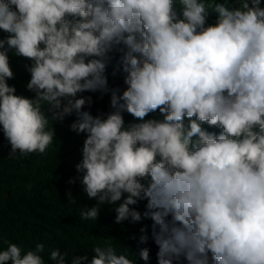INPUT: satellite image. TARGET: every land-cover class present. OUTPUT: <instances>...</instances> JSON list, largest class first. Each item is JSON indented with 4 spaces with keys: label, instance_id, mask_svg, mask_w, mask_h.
Segmentation results:
<instances>
[{
    "label": "clouds",
    "instance_id": "1",
    "mask_svg": "<svg viewBox=\"0 0 264 264\" xmlns=\"http://www.w3.org/2000/svg\"><path fill=\"white\" fill-rule=\"evenodd\" d=\"M236 2L0 0L8 34L0 38V125L9 158L44 154L52 122L75 114L71 130L86 134L76 170L97 200L79 209L81 220L96 221L100 205L120 202L115 221L137 222L131 206L146 200L158 264H209V253L213 264H264V7ZM10 52L32 62L33 98L9 85ZM113 52L125 73L122 94L106 75ZM97 91L111 92L106 118L84 110L90 96L78 98ZM157 110L163 119H145ZM125 112L138 122L126 126ZM5 242L0 264H45L43 243L25 252ZM104 243L90 264H134L111 238ZM139 255L148 261V249ZM66 256L50 252L55 264Z\"/></svg>",
    "mask_w": 264,
    "mask_h": 264
},
{
    "label": "trees",
    "instance_id": "2",
    "mask_svg": "<svg viewBox=\"0 0 264 264\" xmlns=\"http://www.w3.org/2000/svg\"><path fill=\"white\" fill-rule=\"evenodd\" d=\"M208 3L211 0H203ZM216 3H225L226 0H215ZM230 6L238 7L236 0H227ZM261 6L264 7V0ZM177 7L178 0H177ZM179 11V9L177 8ZM215 14L208 18L209 24L215 23ZM8 34L0 30V38ZM113 58L109 63L106 75L110 89H119L120 93L126 90L125 74L116 70L114 61L119 59L120 53L110 54ZM10 66L14 72V79L8 81L15 86L16 94L33 98L34 93L27 90V83L31 76L26 66L31 61L9 53ZM115 71V74H114ZM92 99L91 105H86V111L93 116L106 115L113 111L110 105L111 92H85L78 94ZM125 125L136 121L130 114L123 113ZM75 114L60 121H53L55 129L53 144L44 154L31 153L20 156L19 152L11 158V146L4 137L0 125V250L7 248L5 242L15 243L26 252L33 250L36 244L45 245L41 253L45 264H55L50 259V252L59 249L67 253L65 264H72V260L87 256L81 264H90L95 255L94 246H105V241L111 238L117 254H126L134 264H158V245L153 238V221L145 218L146 200L138 201L135 208L141 213V220H128L117 223L115 221V204L100 205L98 219L81 220L79 209L92 207L97 200L89 199L81 184L82 174L76 170V165L82 160V148L86 134H77L70 125L75 121ZM145 119H163L159 110L150 113ZM187 123V118H186ZM209 132L217 135L222 131L218 127L202 125ZM122 202V201H121ZM144 229V231H141ZM141 236H147L146 242H141ZM148 249L149 259L140 258V250ZM8 264H11L9 261ZM174 264H188L181 258ZM209 264H213L209 253Z\"/></svg>",
    "mask_w": 264,
    "mask_h": 264
},
{
    "label": "built area",
    "instance_id": "3",
    "mask_svg": "<svg viewBox=\"0 0 264 264\" xmlns=\"http://www.w3.org/2000/svg\"><path fill=\"white\" fill-rule=\"evenodd\" d=\"M118 61H119V59H117V60H115L114 61V65L116 66V67H118ZM121 72H122V70H120ZM123 73V72H122ZM125 74V73H124Z\"/></svg>",
    "mask_w": 264,
    "mask_h": 264
}]
</instances>
